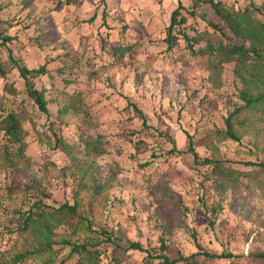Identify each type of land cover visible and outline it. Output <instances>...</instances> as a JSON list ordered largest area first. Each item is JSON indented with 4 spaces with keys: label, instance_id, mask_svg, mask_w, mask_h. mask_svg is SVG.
Wrapping results in <instances>:
<instances>
[{
    "label": "rangeland",
    "instance_id": "rangeland-1",
    "mask_svg": "<svg viewBox=\"0 0 264 264\" xmlns=\"http://www.w3.org/2000/svg\"><path fill=\"white\" fill-rule=\"evenodd\" d=\"M218 1L221 13L198 2L189 16L191 46L166 39L178 0H0V264L32 240L55 242L16 264H157L148 253L162 243L171 259L198 251L194 232L204 249L240 255L195 264H264V100L231 119L235 138L225 133L240 92H264V0ZM9 50L47 64L36 84L48 113L24 98ZM10 116L20 140L6 133ZM186 132L198 161L169 151L187 149ZM65 203L76 213L54 211ZM30 210L47 212L49 236L18 231Z\"/></svg>",
    "mask_w": 264,
    "mask_h": 264
},
{
    "label": "trees",
    "instance_id": "trees-1",
    "mask_svg": "<svg viewBox=\"0 0 264 264\" xmlns=\"http://www.w3.org/2000/svg\"><path fill=\"white\" fill-rule=\"evenodd\" d=\"M207 3L210 4L216 12L221 13L222 12V7L220 6L221 3L218 0H195L194 1V6L192 8H189L188 6L184 5L182 0H178V5L173 9L170 17V23L167 28V36L166 39L170 43L173 41V39L177 38V35H181L189 45L193 46V40L195 38L191 37L188 32L186 31V28L183 27L188 23L189 16L192 17H197V11H196V6L197 3ZM239 12V11H238ZM245 12H239L238 14L243 15L242 19H246L244 16ZM240 17V16H239ZM105 17V14L103 16ZM249 18V16H248ZM12 36H4V39L1 41L2 45H6V42L11 40ZM255 52H257V49L252 48ZM10 51V50H9ZM234 53H237L240 57H243L246 55L248 52V49L245 48L243 45H236L234 44L231 47V50ZM10 60L13 61L14 66L18 68V71L20 73V76L24 79V89L22 90V94L24 98H31L34 101V104H36L39 109L45 113H48V108H47V98L45 96V92L43 89L39 88L36 84V80L40 78L42 75L48 73V68L47 64L44 63L40 65L37 68H29L27 66L19 64L18 61L13 57L12 52L10 51ZM6 70L5 67L0 64V75L2 77H6ZM240 97L242 100L245 101V104L240 106L238 109H236L234 112L230 114L229 117L226 118V123H227V129L225 131L226 134H229L231 137H236L235 133L233 132L232 128V121L231 119L242 109L241 107H249L252 106L254 103H256L259 100H264V92L263 94L253 97L250 96L249 92L247 90H242L240 92ZM132 106L134 110L138 112L140 117L143 119V125L145 127H149L150 125L147 123V118L142 109L134 102L131 100H128V107ZM10 126L7 128L6 133L10 134L12 138L16 140H20V124L19 121L14 117L10 116ZM187 134V149L182 150L178 148L176 145H173L172 148L169 150L171 153H182L184 151L190 152L193 156L195 161H198V155L195 152L194 148V138L193 135L190 134L189 132H186ZM261 165L264 167V162L261 163ZM42 213H40L39 217L33 216V210H30L29 216H27L20 226V229L18 230L20 233L23 234V236L28 235L29 233L35 234V235H43V236H49V232L51 231V226L46 224L45 228L39 227L40 224H42V221L45 220V223H47L48 218L45 217V213H47L45 210H40ZM59 213H64L65 216L68 215H73L77 211V207L75 205H70L69 203H65L61 205L59 208L56 210ZM53 216H50L53 220L54 219H59L62 220L63 218H57L61 217V215H58L56 212H51ZM108 238L115 243L117 247H120L121 245L116 241V237L113 236L112 233H106ZM193 237L196 243V246L198 248V251L192 253L190 256L183 257L180 256L179 258H174L171 259L164 251L166 250V244L162 243V253L161 254H150L148 253V257L151 259H158L157 264H178L182 262V264H195L196 263V258L199 255H203L206 258H216V259H222V258H238L240 255L239 254H234L233 252H222V253H215V252H210L206 249L203 248L202 245L198 242V238L196 233H193ZM30 245H32V249H29L25 252H20L17 253L12 261L9 264H16L19 261H22L29 255H34V254H39V253H44L46 251H51L53 247V243L55 241L47 240L46 243H42L39 241V246H35V241L32 240ZM64 243L69 244L71 246V252L75 253H83L87 250L86 244H76V243H71L69 240H65ZM129 248L132 249H137V250H145L143 247L142 243L139 241H131ZM259 256L264 257V254H260ZM51 264V263H49Z\"/></svg>",
    "mask_w": 264,
    "mask_h": 264
}]
</instances>
